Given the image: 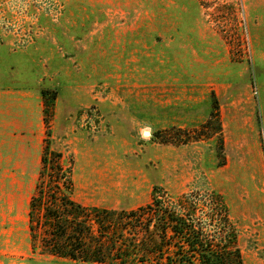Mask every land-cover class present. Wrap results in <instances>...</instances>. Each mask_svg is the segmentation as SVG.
Masks as SVG:
<instances>
[{
  "label": "rangeland",
  "instance_id": "374dc122",
  "mask_svg": "<svg viewBox=\"0 0 264 264\" xmlns=\"http://www.w3.org/2000/svg\"><path fill=\"white\" fill-rule=\"evenodd\" d=\"M47 147L84 206L217 191L243 264H264V0H0V264H87L32 249Z\"/></svg>",
  "mask_w": 264,
  "mask_h": 264
},
{
  "label": "trees",
  "instance_id": "16d2710c",
  "mask_svg": "<svg viewBox=\"0 0 264 264\" xmlns=\"http://www.w3.org/2000/svg\"><path fill=\"white\" fill-rule=\"evenodd\" d=\"M49 94L42 91L45 113L56 98V91L50 99ZM218 107L214 96L201 136H221ZM73 190L62 154L45 148L28 209L34 252L87 264H243L228 204L215 190L184 193L170 203L156 186L148 204L131 210L84 206L73 199ZM204 223L216 226L218 237Z\"/></svg>",
  "mask_w": 264,
  "mask_h": 264
},
{
  "label": "water",
  "instance_id": "95a60500",
  "mask_svg": "<svg viewBox=\"0 0 264 264\" xmlns=\"http://www.w3.org/2000/svg\"><path fill=\"white\" fill-rule=\"evenodd\" d=\"M143 135H145V136H150V135H151V132L148 131V130H147V131H144V132H143Z\"/></svg>",
  "mask_w": 264,
  "mask_h": 264
}]
</instances>
